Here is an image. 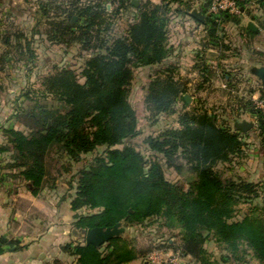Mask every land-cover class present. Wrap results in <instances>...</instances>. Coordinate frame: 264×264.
I'll return each instance as SVG.
<instances>
[{
	"label": "trees",
	"instance_id": "16d2710c",
	"mask_svg": "<svg viewBox=\"0 0 264 264\" xmlns=\"http://www.w3.org/2000/svg\"><path fill=\"white\" fill-rule=\"evenodd\" d=\"M253 1L262 2L240 0L242 10L237 15L205 17L202 46L216 48V59H223L226 56L222 53L231 49L224 44L225 34L221 36L219 29L224 24L238 25L241 13L251 16L247 6ZM55 2L38 3L41 18L37 23L44 24L41 34L33 27L28 35L6 33L0 35V40L27 70L36 60L33 42L39 34L52 45L69 48L78 44L88 52L87 58L78 73L69 66L54 67L41 78L37 90L27 85L20 98L29 102V107L22 106L20 98L13 102L11 118L24 130L1 128L5 142L0 143V154L10 156L4 167L0 164V176L5 177L2 171H9L12 177L27 182L32 195H37L46 186L51 157L62 161L61 172H68L85 155L101 148V153L76 172L73 192L65 198L76 212L74 228H106L119 223L125 229L158 222L161 229L176 231L179 237L177 245L165 247L192 257L199 264H217L205 248L210 237L217 240L228 263L248 264L249 259H254L264 264V200L253 203L264 199V178L255 181L223 177L216 169L219 163H232L245 156L246 138L253 137L264 149L263 108L251 98L240 99L256 122L254 128L242 133L212 109L189 108L184 99L188 88L175 79L174 66H164L151 75L144 104L155 119L162 114H178V126L144 138L149 157L126 142L140 134L137 114L129 100L134 70L162 65L171 55V16L188 15L192 1L139 0L137 6L132 0ZM107 5L114 8L108 10ZM199 6L207 14L204 2ZM128 12L131 17L124 33L116 35L114 18ZM242 30L252 36L257 33L246 27ZM9 54L5 51L0 56V69ZM193 68L202 78L197 89H203L215 76L200 51L195 55ZM224 78L233 80L231 73ZM40 97H51L68 109L62 112L39 101ZM260 100L264 103V92ZM179 101L184 109L178 113ZM163 165L178 172L187 168L194 178L186 187L171 182L165 177ZM242 203H250V208L238 215ZM84 208L90 212L79 213ZM11 247L21 250L26 245L0 237V254ZM62 251L74 256L71 264H126L139 257L122 235L98 247L85 242L65 244ZM52 264L64 263L56 259Z\"/></svg>",
	"mask_w": 264,
	"mask_h": 264
},
{
	"label": "rangeland",
	"instance_id": "374dc122",
	"mask_svg": "<svg viewBox=\"0 0 264 264\" xmlns=\"http://www.w3.org/2000/svg\"><path fill=\"white\" fill-rule=\"evenodd\" d=\"M49 1L51 0H0V35L15 32H23V34L25 33L28 35L29 32L33 30V27L36 30H39L41 34L44 29V24L42 22L39 23L40 25L37 23V20L41 18L38 13V3H46ZM67 1L68 0H56L55 3L62 4ZM80 1L81 3H85L89 0ZM191 1L192 6L190 10H198L197 8L199 7V2L197 0ZM202 1L204 2V0ZM258 4L259 3L256 1L252 2L253 7L258 6ZM113 8L114 7H111V5H107L108 10H111ZM128 15L129 12L125 15H119L114 18L113 29L116 35L124 33L125 27L128 24V20H130L129 18L131 17L130 15ZM76 20L77 17L74 16L72 18V21L75 22ZM259 23H261V21ZM219 33L221 34V36L225 34L224 44L230 46L231 49L225 53H222L226 57L219 60V63L216 64L219 72H217L218 75L213 84L205 85L203 89H197L196 83L188 87L189 92H187V95L190 96V102L187 103V105L189 106V108L193 106H203L206 109H212L216 111V113L222 115L221 119L227 121L229 123V126H233L235 122L247 120L254 122L255 127V118L247 111L248 109L242 106L243 104L240 103V99L246 101L251 98L254 101L255 105H257L258 107H261V104H264L263 101L260 100L258 95H256L255 99L251 96V92L255 90L264 92V87L261 88L260 85V78L256 74H253V77L251 78L253 80L252 82L244 79L239 83H236L234 80L231 82L228 80H224L225 74H228L230 72L229 69H233V66L237 62L235 58L238 57H233L236 51L242 48L241 50H243L244 53L243 58H240V60H243V64H246L245 60L247 59V57L251 56V53L248 49L244 48L246 41H244V39L242 38H239V35L233 31L230 24H224L223 26H221V28L219 29ZM40 34L36 36L33 42L36 51V60L29 67L31 68L30 70H27L26 66L23 63L16 62L13 52L10 51L11 48L6 47L2 43V40H0V56H2L5 51L10 52L8 56L9 59H7L6 65L2 69H0V93L4 97V99H9V102L6 101V103L3 104V108L1 109V144L5 142L1 132V128L14 127L16 129L24 130L23 126H21L20 123L8 117V111L10 112L11 110V112H14L15 104L13 102L16 99L20 98V94L25 88H27L26 86L29 85L32 90H37L40 86L41 78L52 71L54 67L69 66L77 70L78 73L80 72L83 63L87 58L88 52L81 50L78 44L71 45V47L69 48L64 45H52L49 41L46 40L44 35ZM204 36L205 32H201V34L195 33L196 45L191 49L193 53L203 51L202 42H205ZM254 40L255 41L252 46L261 48L264 43V32L262 31V33L259 36L255 37ZM207 54L211 53L207 52ZM191 59L193 60V56L191 57ZM261 59V61L264 63V57H262ZM191 62L192 61L190 60H186V66L189 67L192 64ZM149 74L150 71H148L147 69L137 68L134 70V77L131 85L129 100L137 114L140 134L135 138L126 140L127 143L134 145L137 150L141 151L146 157L150 156V152L146 149V146L143 142L144 138L147 135L159 133L163 129L178 126V114H162L155 119L150 117V114L147 112L146 106L144 104V96ZM185 74L186 73H183V76ZM80 80L82 81V79ZM38 100L46 103L53 108L60 109L62 112H65L68 109L64 104H60L52 100L51 97H40ZM19 102L22 104V106L29 107V102L23 100L22 98L19 99ZM183 109V103L179 101L176 104V110L179 113ZM186 109L188 110V107ZM5 110H7V112ZM4 116L7 117L5 118ZM252 135L254 136L255 133H252ZM245 140L247 143L245 148L246 154L244 157L237 158L232 163H219L216 165V169L221 172L223 177L234 176L255 181L264 178V149L253 137L246 138ZM101 152L102 149L99 148L93 153L85 155L79 163L73 164L70 171L68 172H61L60 169L62 161H56V158L51 157V159L48 161L49 175L47 177L46 186L35 199H29L24 196V192L30 191V187L26 185L24 181H22L20 178L12 177V173H9V171H2L1 174H4L5 177H9V180L7 182H4V179L0 181V192H8L11 198V202L15 204V207L17 206L22 209L26 215L20 219L21 223L20 221H15L19 224L16 225L17 231L15 232L17 233V235L30 232L32 230V220L34 218L37 221H42L44 226L47 225V222L51 220V217L53 216V207H55L56 204H58V207H61L62 211L64 212L65 205L62 202H64L63 200H65V198L67 196H70L73 192L71 189L74 185L72 180H74L76 172L79 169L85 167L95 155ZM9 156V153L0 154V164L2 167H4L8 162ZM163 169L165 177L169 181L177 182L185 187L187 186V183L194 178V176L187 170V168H183L181 172H178L173 167L163 165ZM18 190L22 192L23 197H17L16 193ZM263 200V198L262 200L257 199L253 203H260ZM66 201L68 202V199H66L65 202ZM238 208V215H242L248 210V208H250V203H242ZM81 212L88 213L90 212V210L84 208L79 213ZM64 215L65 214L63 213L60 216L59 220L62 223L70 225L68 219L62 218L64 217ZM70 227L71 228L68 230L67 234V240L72 241H66L65 244L72 245L74 244V242H85L84 237L79 233V230L74 228L73 222L71 223ZM74 230L77 231V233H74ZM74 234L76 236V239L73 238ZM120 235L126 238L135 248V250L139 252V257L137 259L126 264H145V262H147V257L153 252H156L158 250H168L169 248L165 246L169 244V246L174 247L179 242V237L176 231H167L165 229H161L158 225V222H152L151 225L147 224L144 226L127 227L122 231ZM205 248L211 254H213V257L214 259H216L217 264H230L227 262L225 252L221 251L217 240L214 237H210L206 241ZM67 264L69 263L67 262ZM184 264L199 263H197L192 257L185 256ZM248 264H258V262L254 259H249Z\"/></svg>",
	"mask_w": 264,
	"mask_h": 264
},
{
	"label": "crops",
	"instance_id": "0c3cea01",
	"mask_svg": "<svg viewBox=\"0 0 264 264\" xmlns=\"http://www.w3.org/2000/svg\"><path fill=\"white\" fill-rule=\"evenodd\" d=\"M152 1L155 3L159 2V0ZM197 1L199 2L198 6L201 2H203L202 0ZM175 7L176 6H174V8ZM197 9L198 11L205 14L200 6ZM247 9L251 12V16L244 12L241 13L240 23L238 25L229 23L232 26L233 31L239 35V38H242L244 39V41H246L244 48L248 49L251 53V56L247 57V59L245 60L246 64L242 63V59L240 60V58H243L244 53L243 50H241L242 48L236 51V53L233 55V57L237 56L238 58H235L237 62L233 66L234 68L232 67L233 69H229V73H231L233 80L237 83H239L243 79L252 82L253 80L251 78L253 77V74H256V70L260 67H264V63L261 61V58L264 57V43L261 48L252 46L255 41L254 38L259 36L262 31L264 32V29L262 27V24L264 23L262 22L264 21V0H262V2L258 4V6L253 7L252 4L248 5ZM191 12V10L188 11V15L173 14L171 16V20L169 23V44L172 47L173 51L162 65L140 67L150 71L148 81L151 75L159 70L160 67L162 68L164 66L171 65L176 69L174 73L175 79L185 85L187 88L195 83L196 85H198L202 81V78L200 77L198 71L193 68L195 63V55L197 54V52L193 53L191 49L196 45L195 33L201 34V32L204 33L205 31L202 24L203 22L192 17ZM196 20L198 22H196ZM260 21L261 23H259ZM250 22H252L257 27V30L253 31L257 33L253 36L242 30V27L248 28L247 26ZM202 47L204 52H200L205 55L207 63L211 64L215 72V76H213L211 81L207 83L211 85L217 78V72L219 71L216 64L219 63L220 59H216V54H218V52L213 46L208 45L207 47ZM207 52H210L211 54H207ZM192 56L193 60L191 59ZM186 60L192 61V64L189 67L186 66ZM183 73H186V76H183ZM227 78L228 76H226V79ZM226 79L224 78V80ZM259 81L261 88L264 87V80L260 79ZM256 95H258V97L260 98L261 92L259 90L251 92L252 98L255 99ZM6 101L9 102V99H4V97L0 93V118H2L1 109L3 108V104L6 103ZM5 111L7 112V110ZM8 114V117L11 118L13 112H11L10 110V112L8 111ZM4 117L6 118L7 116ZM3 179L5 180L4 182H7L9 180V177L3 178L2 176H0V181H2ZM24 183L29 186L27 182L24 181ZM40 193L41 192H39L37 195H32L31 191H27L24 192V196L29 199H35ZM16 195L17 197L22 196V192L18 190ZM63 201L64 202L62 203H64L65 205L64 212L62 211L61 207H58V204H56V206L53 207V216L51 217V220L47 222V225L44 226L42 221H37L34 218L32 220V230L28 233L26 232L25 234L17 235V233L15 232L17 231L16 225L19 224L15 221H20L21 223L20 219L26 215L22 209L17 206L15 207V204L11 202V198L8 192H0V237H3L7 240H18L21 242V245H26V247L21 250H14L13 247H11L10 250H6L5 252L1 253L0 264H52L56 259L62 261L64 264H67V262L71 264L74 260V256L63 253L61 250V246L64 245L66 241H70L67 240V234L68 230L71 228V223L74 221L73 218L76 212L70 209L69 202H65V200ZM63 213L65 215L62 218L68 219L70 225L62 223L59 220L60 216ZM73 238L76 239L75 234ZM74 244H76V242H74Z\"/></svg>",
	"mask_w": 264,
	"mask_h": 264
},
{
	"label": "water",
	"instance_id": "95a60500",
	"mask_svg": "<svg viewBox=\"0 0 264 264\" xmlns=\"http://www.w3.org/2000/svg\"><path fill=\"white\" fill-rule=\"evenodd\" d=\"M139 0H132V4L138 5ZM207 7V4H205V8ZM208 14H203L202 12L198 10H193L191 12V16L194 17L195 19L204 22L205 17ZM248 29L252 31H256L257 27L250 22L248 24ZM256 75L264 80V67H260L256 70ZM184 99L187 103L190 102V96L185 94ZM234 127L241 131L242 133H246L249 130H251L254 127V122L247 121V120H242L240 122H235ZM124 230L123 227L119 223L115 224L112 227H94V228H89V229H80L79 233L84 237L85 244H93L95 246H101L105 243H107L110 239L113 237L119 236L122 231ZM74 233H77V231L74 230ZM145 264H148V262H145Z\"/></svg>",
	"mask_w": 264,
	"mask_h": 264
},
{
	"label": "built area",
	"instance_id": "2783aa9c",
	"mask_svg": "<svg viewBox=\"0 0 264 264\" xmlns=\"http://www.w3.org/2000/svg\"><path fill=\"white\" fill-rule=\"evenodd\" d=\"M240 0H204L207 4V14L218 15L220 13H228L237 15L242 8L239 5ZM264 108V104H261ZM148 264H184L185 256L179 251L173 249L158 250L147 257Z\"/></svg>",
	"mask_w": 264,
	"mask_h": 264
}]
</instances>
